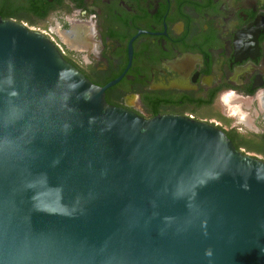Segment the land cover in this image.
I'll use <instances>...</instances> for the list:
<instances>
[{
	"label": "water",
	"instance_id": "1",
	"mask_svg": "<svg viewBox=\"0 0 264 264\" xmlns=\"http://www.w3.org/2000/svg\"><path fill=\"white\" fill-rule=\"evenodd\" d=\"M115 82L0 18V264H264V161Z\"/></svg>",
	"mask_w": 264,
	"mask_h": 264
},
{
	"label": "flooded vegetation",
	"instance_id": "2",
	"mask_svg": "<svg viewBox=\"0 0 264 264\" xmlns=\"http://www.w3.org/2000/svg\"><path fill=\"white\" fill-rule=\"evenodd\" d=\"M110 105L185 116L264 161V0H0Z\"/></svg>",
	"mask_w": 264,
	"mask_h": 264
},
{
	"label": "trees",
	"instance_id": "3",
	"mask_svg": "<svg viewBox=\"0 0 264 264\" xmlns=\"http://www.w3.org/2000/svg\"><path fill=\"white\" fill-rule=\"evenodd\" d=\"M153 117V116H152Z\"/></svg>",
	"mask_w": 264,
	"mask_h": 264
}]
</instances>
